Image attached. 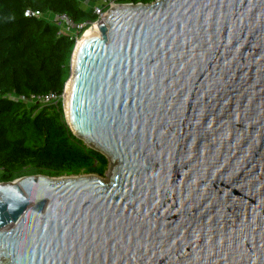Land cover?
<instances>
[{"label": "water", "instance_id": "95a60500", "mask_svg": "<svg viewBox=\"0 0 264 264\" xmlns=\"http://www.w3.org/2000/svg\"><path fill=\"white\" fill-rule=\"evenodd\" d=\"M102 18L74 46L63 105L108 181L0 182V264H264V0Z\"/></svg>", "mask_w": 264, "mask_h": 264}, {"label": "trees", "instance_id": "16d2710c", "mask_svg": "<svg viewBox=\"0 0 264 264\" xmlns=\"http://www.w3.org/2000/svg\"><path fill=\"white\" fill-rule=\"evenodd\" d=\"M87 8L78 0H0V182L81 171L103 175L106 157L72 134L61 101L40 107L31 100V95L63 93L76 39L59 33L53 18L26 17L25 10L64 13L74 23L95 21L97 16Z\"/></svg>", "mask_w": 264, "mask_h": 264}, {"label": "built area", "instance_id": "2783aa9c", "mask_svg": "<svg viewBox=\"0 0 264 264\" xmlns=\"http://www.w3.org/2000/svg\"><path fill=\"white\" fill-rule=\"evenodd\" d=\"M89 0L85 1V4H88ZM118 4L116 0H96V4L94 5L92 13L97 16V19L92 22H84V23H74L66 14L64 13H53L52 18L54 23L59 29V33L68 34L78 40V38L82 35V31L80 35L78 34L86 24L91 26L94 23H101L103 18L102 16L107 12V10L113 6ZM87 8V7H86ZM45 13L40 10H32L26 9L24 12V16L26 17H36L42 18ZM63 94V93H62ZM61 95L50 91L43 94L31 95V100L34 104H38L40 107L43 106H57L61 101Z\"/></svg>", "mask_w": 264, "mask_h": 264}, {"label": "rangeland", "instance_id": "374dc122", "mask_svg": "<svg viewBox=\"0 0 264 264\" xmlns=\"http://www.w3.org/2000/svg\"><path fill=\"white\" fill-rule=\"evenodd\" d=\"M85 1L86 0H84L83 2H78L80 5H82L81 7H83V8H86V7H88L87 9H88V11L91 13L92 11H93V8H94V5L96 4V0H90V4H85ZM121 4V3H120ZM44 19H46V20H49V21H51L52 20V15L51 14H49V13H47V14H45L44 15ZM90 27V26H89ZM88 27V28H89ZM87 28V29H88ZM86 29V30H87ZM85 30V31H86ZM84 31V32H85ZM84 32H82V35L84 34ZM81 35V36H82ZM81 36L79 37V38H81ZM79 38H78V40H79ZM78 41H76V43H77ZM70 62H71V59H70ZM69 65L71 66V63H69ZM70 73H71V71H70ZM70 73H69V76H70ZM65 98H64V92H63V94H62V97H61V104H62V109H63V116H64V119H65V108H64V105H63V100H64ZM66 121V120H65ZM25 173H26V171H25ZM80 175H89V173H86V171H81L79 174H76V175H68V176H80ZM94 175H96V174H94ZM26 176V175H25ZM98 176V175H97ZM52 177H56V178H60V177H67V175H60V176H52ZM103 181H108V164H107V167H106V169H105V171H104V173H103V175H101V176H99Z\"/></svg>", "mask_w": 264, "mask_h": 264}, {"label": "bare ground", "instance_id": "6f19581e", "mask_svg": "<svg viewBox=\"0 0 264 264\" xmlns=\"http://www.w3.org/2000/svg\"><path fill=\"white\" fill-rule=\"evenodd\" d=\"M100 23H94V24H92L88 29H90V28H92V27H95V26H97V25H99ZM87 29V30H88ZM87 30L84 32V34L87 32ZM84 34L81 36V38H79V40H77L78 42H77V44H79V42H80V40L82 39V37L84 36ZM66 94V93H65ZM64 94V95H65ZM65 98H66V96H65ZM65 100V99H64ZM64 103H65V101H64ZM64 108H65V104H64Z\"/></svg>", "mask_w": 264, "mask_h": 264}, {"label": "crops", "instance_id": "0c3cea01", "mask_svg": "<svg viewBox=\"0 0 264 264\" xmlns=\"http://www.w3.org/2000/svg\"><path fill=\"white\" fill-rule=\"evenodd\" d=\"M83 2L84 0H78V2ZM88 4H90V0L88 1ZM80 5V4H79ZM82 5H80V7H81Z\"/></svg>", "mask_w": 264, "mask_h": 264}]
</instances>
